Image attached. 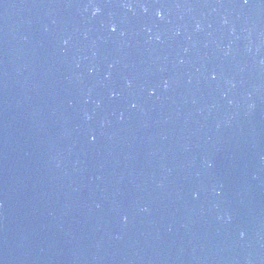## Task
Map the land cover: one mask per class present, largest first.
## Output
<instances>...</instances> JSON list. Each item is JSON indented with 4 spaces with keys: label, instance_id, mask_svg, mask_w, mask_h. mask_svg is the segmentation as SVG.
Returning a JSON list of instances; mask_svg holds the SVG:
<instances>
[{
    "label": "water",
    "instance_id": "1",
    "mask_svg": "<svg viewBox=\"0 0 264 264\" xmlns=\"http://www.w3.org/2000/svg\"><path fill=\"white\" fill-rule=\"evenodd\" d=\"M0 264H264V0H0Z\"/></svg>",
    "mask_w": 264,
    "mask_h": 264
},
{
    "label": "snow or ice",
    "instance_id": "2",
    "mask_svg": "<svg viewBox=\"0 0 264 264\" xmlns=\"http://www.w3.org/2000/svg\"><path fill=\"white\" fill-rule=\"evenodd\" d=\"M112 30L115 31V28H113Z\"/></svg>",
    "mask_w": 264,
    "mask_h": 264
},
{
    "label": "clouds",
    "instance_id": "3",
    "mask_svg": "<svg viewBox=\"0 0 264 264\" xmlns=\"http://www.w3.org/2000/svg\"><path fill=\"white\" fill-rule=\"evenodd\" d=\"M243 235V234H242Z\"/></svg>",
    "mask_w": 264,
    "mask_h": 264
}]
</instances>
